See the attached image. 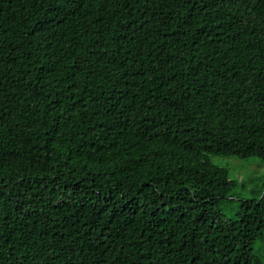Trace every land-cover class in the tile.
Here are the masks:
<instances>
[{
	"label": "trees",
	"instance_id": "obj_1",
	"mask_svg": "<svg viewBox=\"0 0 264 264\" xmlns=\"http://www.w3.org/2000/svg\"><path fill=\"white\" fill-rule=\"evenodd\" d=\"M213 154L264 160V0H0V264H264Z\"/></svg>",
	"mask_w": 264,
	"mask_h": 264
},
{
	"label": "rangeland",
	"instance_id": "obj_2",
	"mask_svg": "<svg viewBox=\"0 0 264 264\" xmlns=\"http://www.w3.org/2000/svg\"><path fill=\"white\" fill-rule=\"evenodd\" d=\"M212 162L227 169L229 178L234 185L231 188L233 198H253L259 192V197L264 196V160L250 156L239 158L233 155H211ZM254 251L264 261V233L263 237L254 242Z\"/></svg>",
	"mask_w": 264,
	"mask_h": 264
}]
</instances>
